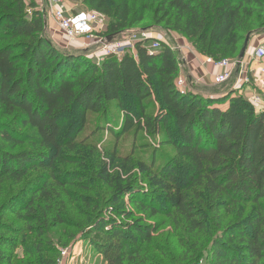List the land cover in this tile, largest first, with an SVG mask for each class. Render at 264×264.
I'll use <instances>...</instances> for the list:
<instances>
[{"label":"trees","instance_id":"16d2710c","mask_svg":"<svg viewBox=\"0 0 264 264\" xmlns=\"http://www.w3.org/2000/svg\"><path fill=\"white\" fill-rule=\"evenodd\" d=\"M64 1L105 16L107 36L161 29L178 34L197 54L214 61L238 58L245 37L264 28V0ZM44 29L33 0H0V184H20L34 168L50 171L19 216L26 222L24 231L47 225L46 213L33 226L38 215L34 202L50 201L44 195L49 186H65L64 174L55 175L54 167L64 125L77 124L71 150L77 143L87 145L90 137L95 140L98 133L117 140L120 134L135 138L143 133L154 137L153 153L162 145L174 148L169 164L153 169V154L135 167L128 166L130 158L119 165L113 144L106 159L97 163L96 178L110 190L105 209L125 219L146 216L122 225L106 218L103 208L76 222V234L87 229L99 233L102 238L92 245L103 262L124 264L158 230L157 224L143 221L175 213L173 221L179 216L187 235L208 239L186 250L188 258L181 264H198L207 248L208 264H264V110L253 108L238 93L241 89L219 97L181 92L176 87L177 56L166 45L155 54L138 47L137 60L125 55L97 65L82 54L53 46ZM115 112L121 113L120 124L115 123ZM92 114H100L99 131L78 141ZM21 127L35 135L30 149L17 150L24 143L18 135ZM89 146L95 151L99 144ZM142 182L159 193V204L145 198L147 192L138 188ZM198 193L214 215L217 226L211 232L210 221L193 203ZM125 205L132 215L120 211ZM52 223L65 224L58 215ZM6 227L16 233L13 226ZM12 239L0 236V264H12L7 252L14 248Z\"/></svg>","mask_w":264,"mask_h":264},{"label":"rangeland","instance_id":"374dc122","mask_svg":"<svg viewBox=\"0 0 264 264\" xmlns=\"http://www.w3.org/2000/svg\"><path fill=\"white\" fill-rule=\"evenodd\" d=\"M29 1L32 0H27V4H29ZM33 1H35L36 4L40 2V0ZM29 10L32 9L30 8ZM73 11H75V7ZM46 25L49 32L52 33V36L44 29V37L50 41L53 46L62 49L61 51L80 54L76 52L72 46H67L68 44L61 34L54 32V25L48 18L46 20ZM154 32L157 33L159 37L163 36L162 38H164L166 42L173 45L186 42L189 47H191L190 43L178 34L165 32L161 29H154ZM261 36L264 37V28H260L256 32L249 34L250 40ZM183 40L185 42H183ZM182 47L183 46H180V48ZM175 55L178 56V52H175ZM223 59L230 62H236L237 60V58L229 56H225ZM248 69L246 70L247 72H244L243 77L244 80L249 82L243 83V88H241V91L238 93H240L245 100L246 94L249 91H255L263 98L264 94L260 93L254 86L255 72ZM228 86L229 85L220 87L212 86L213 88L208 91H203L200 86H195L199 90L196 88H193V90L204 97L208 94L225 92L229 89ZM154 108L156 107L154 106ZM153 111L150 110L149 112ZM114 117L116 120L115 123L120 124L122 117L121 113L115 112ZM99 118L100 114L88 116V124L86 121L87 126L83 128L84 130L77 137L78 141L90 137L93 133L99 131ZM76 129L77 124H72V126L69 127L64 125V132L60 141V154L54 161L55 175L64 174L63 184H65V186L62 189L49 186L48 190L50 191L45 192L44 195H49L50 201H45V198H41L36 200L33 205L35 212L38 211V215L32 223L33 226H37L42 216L47 213V225L45 227L33 229L32 233L25 232L26 222H22L19 216L24 214V212H22L24 206L28 203L34 192L40 188V185L43 184V178L47 179L50 172L49 170L34 168L20 184H13L9 180H5L0 184V236H12L13 238L12 244L14 248L10 249V251L7 250L12 257V264H58L57 262L60 258L61 251L64 249H71L72 247H76L77 254L79 253L80 255L73 260L68 257V259H66L67 263L105 264L102 255L95 246L92 245V240H100L102 235H99V233H91L90 229H87L85 231L86 233L76 234L77 231L74 229L76 222L88 220V216L103 209V203L110 194V190L98 182L96 178L97 163L106 159L105 154H108L109 149L112 147L114 148V145L117 163L119 165L123 164L127 158H130L128 166L132 165L135 167V164L137 165L138 162L150 161L151 155L154 154L153 169H160L163 165L169 164L175 156L174 148L168 145H162L159 149L156 148V152L153 153L154 147H157L154 141L155 139L152 136L145 137L143 133H138L135 138L132 134H120L118 140L106 133H98L95 140L90 137V141H88L87 145L83 146L77 143L74 146L75 149L71 150L69 148V142H71V138H74ZM18 132V135L20 134V138L24 143L17 150L30 149L32 147L30 143L35 140V135L29 129L22 127L18 129ZM119 132L120 130L118 133ZM92 144H99L100 148L98 147L95 151H92L89 146ZM136 172V170H133V173ZM136 178L138 179V176H136ZM138 186V188H143L147 192L144 193L147 195H145L146 199H154L157 204L161 202L156 199L159 193L156 190L148 188L146 182L138 183ZM196 190L201 192L199 189ZM198 196L200 197L195 199L193 203L200 215L202 217L206 216V220L210 221L212 227L208 229V231L211 232V230H215L214 228L217 226L215 218L213 217L214 215L211 213L209 207H207L209 206L208 201H205L202 193ZM126 200L127 198L123 199L124 203ZM121 210L131 215L133 214L131 211H127L126 205L121 207L120 211ZM165 210H167V208H165ZM104 214L106 218L114 219L115 223L122 225L135 223L138 218H144V216H146V214H134V216L132 215L128 219H125L122 216H115L111 208L105 209ZM174 214L175 213L169 218L158 215L152 219L143 221L145 224H157L159 226L158 230L152 237L150 243L143 245L138 255L132 256L130 260L124 264H181L182 258H188L185 254L186 250L196 246H202V243L208 241L206 237H201V234L198 233L193 236L187 235L185 226L181 222L179 216H176L177 220L173 221V218H175ZM57 215L60 216L62 222L65 223L64 225L55 223L50 224ZM219 215H223V213L219 211ZM223 222L226 223L227 220L224 219ZM7 225L13 226V230L16 233H8ZM127 237L131 239L130 236ZM211 237L212 235L210 234L209 239H211ZM208 250L207 248L205 250V255L199 260L202 264L209 263Z\"/></svg>","mask_w":264,"mask_h":264},{"label":"built area","instance_id":"2783aa9c","mask_svg":"<svg viewBox=\"0 0 264 264\" xmlns=\"http://www.w3.org/2000/svg\"><path fill=\"white\" fill-rule=\"evenodd\" d=\"M35 2V1H34ZM37 10L43 15L44 28L49 32L46 20H50L54 25V32L61 34L66 40L67 46H72L76 52L84 55L90 61L100 65L106 58L121 59L125 55H130L137 60V48L141 47L150 54H155L166 45L174 53L179 52L182 48L166 42L163 36L154 32V30H144L142 32L123 33L117 36H107L106 26L107 19L102 14L94 11H73L69 8L68 3L64 0H40L39 4L35 3ZM110 37V38H109ZM255 61L264 59V43L253 53ZM179 70L181 69L183 59L177 61ZM241 62H230L227 60L214 61L211 58H205V64L212 65L221 70L213 77V84L223 86L228 83L232 76L233 70L241 66ZM254 86L264 94V64L259 63L255 75ZM245 80L243 83H248ZM176 87L181 92H188L185 80L177 77ZM237 90H240L237 89ZM246 101L256 110H264L263 98L255 91H249L246 94ZM77 248L64 249L60 253L58 264H69L66 259L79 257ZM198 264H202L199 262Z\"/></svg>","mask_w":264,"mask_h":264},{"label":"crops","instance_id":"0c3cea01","mask_svg":"<svg viewBox=\"0 0 264 264\" xmlns=\"http://www.w3.org/2000/svg\"><path fill=\"white\" fill-rule=\"evenodd\" d=\"M68 5L73 10L75 7V11L87 10L83 5L78 4V3L68 2ZM48 34L52 36V33L49 32ZM183 42L185 41L183 40ZM263 43H264V37L262 36L251 39L249 41L248 48L245 53L246 57L243 58L241 66L233 70V76L231 80L225 85H223V86L229 85L228 86L229 89L227 91L243 88V82L245 81L243 77L244 72H247L246 70L248 68L251 69L253 72H255L259 63L264 64V59L261 61H255L253 59L254 51L258 47H260ZM179 45L183 47L178 52L177 60L183 59V62H182L181 69L178 72V77H182L185 80L186 88L188 87L187 91L195 93V94H199L198 92H195L193 90V88H196L195 86L197 87L200 86L201 90L203 91H208L209 89L215 87L216 85L213 84V77L218 75L221 72V70L215 68L212 65L205 64V57L197 54L191 47H189V45L186 42L185 43L181 42L180 44L175 45V46L177 47ZM216 87H220V86H216ZM227 91L225 92L222 91L220 93H214V94H208L206 96L207 97L208 96L209 97H219L222 94L226 93Z\"/></svg>","mask_w":264,"mask_h":264},{"label":"water","instance_id":"95a60500","mask_svg":"<svg viewBox=\"0 0 264 264\" xmlns=\"http://www.w3.org/2000/svg\"><path fill=\"white\" fill-rule=\"evenodd\" d=\"M142 31H144V30H131L130 32H142ZM249 40H250V37H249V35H247L246 38H245L244 44H243V46H242V48H241V50L239 52L238 58H237V60L239 62H241L243 60L244 56H245V53H246V50H247V47H248V44H249Z\"/></svg>","mask_w":264,"mask_h":264}]
</instances>
